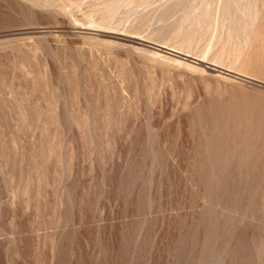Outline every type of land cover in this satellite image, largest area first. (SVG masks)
I'll return each mask as SVG.
<instances>
[{
  "label": "rangeland",
  "instance_id": "rangeland-1",
  "mask_svg": "<svg viewBox=\"0 0 264 264\" xmlns=\"http://www.w3.org/2000/svg\"><path fill=\"white\" fill-rule=\"evenodd\" d=\"M0 264H264V0H0Z\"/></svg>",
  "mask_w": 264,
  "mask_h": 264
}]
</instances>
